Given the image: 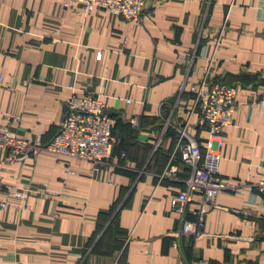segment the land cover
<instances>
[{"label":"crops","instance_id":"0c3cea01","mask_svg":"<svg viewBox=\"0 0 264 264\" xmlns=\"http://www.w3.org/2000/svg\"><path fill=\"white\" fill-rule=\"evenodd\" d=\"M67 1L0 0V124L18 115L9 125L15 134H40L44 143L58 132L69 97L92 96L115 118L117 158L95 173L88 161L47 150L5 163L0 264H264V208L252 185L264 175L260 0H146L152 14L143 23ZM203 75L235 87L217 166L234 186L217 193L199 235L185 237L169 210L182 183L158 178L176 139L161 134L159 112L172 109L180 120L188 97L180 86ZM188 122L202 143L205 128L195 114ZM172 165L178 179L187 176Z\"/></svg>","mask_w":264,"mask_h":264},{"label":"built area","instance_id":"2783aa9c","mask_svg":"<svg viewBox=\"0 0 264 264\" xmlns=\"http://www.w3.org/2000/svg\"><path fill=\"white\" fill-rule=\"evenodd\" d=\"M70 6L77 7L84 13L102 9L122 20L137 23H143L152 14L151 6L146 7V0H68L64 3V7ZM258 10L264 18V0L259 1ZM183 56L178 55L179 58ZM205 80L203 75L198 81L188 83L184 90V86H180L179 90L188 94L180 120L171 119L172 109H167L166 113L160 109L159 112L161 134L172 130L176 139L174 149L168 153L158 178L182 183V187L169 199V210L176 215L179 223L177 235L185 237L199 235L205 213L213 205L217 193L234 186L219 176L217 166L222 133L231 124L236 108L235 87L219 82L208 83ZM2 84L3 77L0 74V85ZM66 104L68 113L58 132L44 143L40 134L33 140L17 136L9 125H18L20 117L15 114L4 116L6 124H0V150L3 151V156L0 157V190L3 186L2 169L5 163L36 156L41 150L88 161L91 164L90 173L97 172L108 160L117 158L113 153L116 142L112 133L115 118L105 113L101 101L88 95H72ZM192 114L197 116L198 124L205 128L202 143L197 142L191 134L188 119ZM135 120L131 118L127 122L132 124ZM158 143L159 140L155 147ZM118 156L122 157L123 153ZM173 161L188 169L184 179H178ZM252 185L264 208V175ZM7 188L10 195L25 198L23 192L15 191L10 186ZM4 206L5 202L0 201V207ZM262 220L264 222V211ZM195 264L210 263L198 259Z\"/></svg>","mask_w":264,"mask_h":264},{"label":"rangeland","instance_id":"374dc122","mask_svg":"<svg viewBox=\"0 0 264 264\" xmlns=\"http://www.w3.org/2000/svg\"><path fill=\"white\" fill-rule=\"evenodd\" d=\"M127 122V121H126ZM128 124L130 125V127H137L139 125V121L138 119H136L132 124L128 122ZM167 133V132H166ZM156 143V142H155ZM155 143L153 144L154 150L157 148V146L155 147ZM123 157V156H122Z\"/></svg>","mask_w":264,"mask_h":264},{"label":"trees","instance_id":"16d2710c","mask_svg":"<svg viewBox=\"0 0 264 264\" xmlns=\"http://www.w3.org/2000/svg\"><path fill=\"white\" fill-rule=\"evenodd\" d=\"M169 131H170V132H173L172 130H168L167 132H169ZM167 158H168V154H167V156H166V160H167Z\"/></svg>","mask_w":264,"mask_h":264},{"label":"water","instance_id":"95a60500","mask_svg":"<svg viewBox=\"0 0 264 264\" xmlns=\"http://www.w3.org/2000/svg\"><path fill=\"white\" fill-rule=\"evenodd\" d=\"M159 126V125H158Z\"/></svg>","mask_w":264,"mask_h":264}]
</instances>
